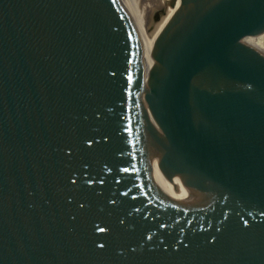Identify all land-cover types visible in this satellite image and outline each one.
I'll list each match as a JSON object with an SVG mask.
<instances>
[{
    "label": "water",
    "instance_id": "95a60500",
    "mask_svg": "<svg viewBox=\"0 0 264 264\" xmlns=\"http://www.w3.org/2000/svg\"><path fill=\"white\" fill-rule=\"evenodd\" d=\"M261 35L264 0H0V264H264Z\"/></svg>",
    "mask_w": 264,
    "mask_h": 264
},
{
    "label": "bare ground",
    "instance_id": "6f19581e",
    "mask_svg": "<svg viewBox=\"0 0 264 264\" xmlns=\"http://www.w3.org/2000/svg\"><path fill=\"white\" fill-rule=\"evenodd\" d=\"M247 42L264 49V35L250 38Z\"/></svg>",
    "mask_w": 264,
    "mask_h": 264
},
{
    "label": "snow or ice",
    "instance_id": "6c2138e0",
    "mask_svg": "<svg viewBox=\"0 0 264 264\" xmlns=\"http://www.w3.org/2000/svg\"><path fill=\"white\" fill-rule=\"evenodd\" d=\"M81 207H83V205H81ZM98 230L103 232L105 229L104 228H99ZM100 247H103V245H101Z\"/></svg>",
    "mask_w": 264,
    "mask_h": 264
}]
</instances>
